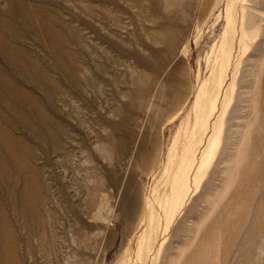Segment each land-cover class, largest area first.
<instances>
[{
    "label": "rangeland",
    "instance_id": "rangeland-1",
    "mask_svg": "<svg viewBox=\"0 0 264 264\" xmlns=\"http://www.w3.org/2000/svg\"><path fill=\"white\" fill-rule=\"evenodd\" d=\"M0 106L24 264H264V0H0Z\"/></svg>",
    "mask_w": 264,
    "mask_h": 264
},
{
    "label": "bare ground",
    "instance_id": "bare-ground-1",
    "mask_svg": "<svg viewBox=\"0 0 264 264\" xmlns=\"http://www.w3.org/2000/svg\"><path fill=\"white\" fill-rule=\"evenodd\" d=\"M69 41V40H68ZM20 67V66H19ZM19 71V70H18ZM19 74V73H18ZM21 75V74H20ZM20 88V87H19ZM39 104V103H38ZM1 107V106H0ZM46 111V110H45ZM38 114V113H37ZM43 115V114H42ZM43 117V116H42ZM45 118V117H43ZM40 120V117L38 118ZM48 119V118H47ZM46 120V119H45ZM47 121V120H46ZM29 122V121H28ZM40 122V121H39ZM39 122H37V124H39ZM10 125V124H8ZM40 125V124H39ZM44 125V124H43ZM29 126V125H28ZM41 126V125H40ZM51 126V125H50ZM48 127V126H47ZM53 127V126H52ZM34 128V127H33ZM36 128V127H35ZM40 128V127H39ZM42 128V126H41ZM46 128V127H45ZM50 128V127H49ZM55 128V127H54ZM32 129V128H31ZM53 129V128H52ZM50 129V130H52ZM114 129V128H113ZM30 131V130H27ZM36 132V130H34ZM49 132V131H48ZM30 133V132H29ZM63 133V132H62ZM125 133V132H124ZM127 133V132H126ZM38 134V133H37ZM42 136H44L43 130H42ZM50 134V133H49ZM48 134V136H49ZM56 134V133H55ZM113 134V133H111ZM129 134V133H127ZM31 135V134H30ZM39 135V134H38ZM108 135V134H107ZM41 136V135H40ZM25 137V136H24ZM115 137V136H113ZM112 136H108L106 138L105 141L107 144L110 143V146H116L118 145L117 142ZM3 137H0V177L2 175V169L5 166H10V165H15V159H14V152L13 150H15V147H12V142L11 144L7 143L4 148L2 147L3 145V141H2ZM38 138V137H37ZM40 138V137H39ZM38 138V139H39ZM51 138V137H50ZM116 138V137H115ZM42 139V138H41ZM46 139V138H45ZM49 139V138H48ZM103 139V138H102ZM117 139V138H116ZM119 140V138L117 139ZM38 141V140H37ZM42 141V140H41ZM44 141V140H43ZM49 141V140H48ZM154 141V140H153ZM61 142V140H60ZM119 142V141H118ZM6 143V142H5ZM115 143V144H114ZM120 143V142H119ZM8 145L10 147H8ZM44 146V145H43ZM126 146V145H125ZM12 147V148H11ZM117 147V146H116ZM121 147V146H120ZM47 150V149H46ZM18 152V151H17ZM19 153V152H18ZM16 154V153H15ZM47 160V159H46ZM19 164V163H18ZM11 169V168H10ZM23 172V171H22ZM21 172V173H22ZM4 173V172H3ZM23 174V173H22ZM4 175V174H3ZM24 175V174H23ZM20 176V175H19ZM24 178V177H23ZM46 176H45V172L43 171V169L37 168V184H38V188L36 187V189H38V198H39V202L36 201L35 205L38 204L37 207V212L39 213L40 218L43 217V215L46 213V207L47 204L50 200V195H53L52 191H51V187L46 183ZM13 181V180H12ZM12 184H14L12 182ZM12 186V185H11ZM16 188V187H15ZM11 189V188H10ZM7 191V190H6ZM59 191V190H58ZM15 192V191H14ZM5 193V192H4ZM9 193V192H8ZM37 193V192H36ZM60 193V191H59ZM11 194V193H10ZM9 194V195H10ZM68 194V193H67ZM35 195V194H34ZM5 196V195H4ZM69 196V195H68ZM10 197V196H9ZM24 200L29 201L32 198L30 194L26 193L25 195H23ZM26 197V199H25ZM7 198V197H6ZM36 198V197H35ZM3 199V198H2ZM1 199V200H2ZM15 199V198H14ZM34 199V198H33ZM71 199V198H70ZM3 201V200H2ZM10 201V200H9ZM38 202V203H37ZM14 203V202H13ZM20 203V202H18ZM65 203V202H64ZM5 204H7L5 202ZM28 204V203H27ZM5 207V206H4ZM7 207V206H6ZM12 207V206H11ZM52 208V207H51ZM73 208V207H72ZM133 211V210H132ZM20 213V211H18ZM19 216L20 217V215ZM22 213V212H21ZM132 213V212H131ZM32 216V215H31ZM36 218V217H35ZM33 220V218H32ZM38 220V219H37ZM42 220V219H41ZM19 221V220H18ZM1 222H5V224L7 225V229L4 232H0V264H24L23 258L21 257V253H19L18 248H17V236L13 235V231L11 230V223H10V217H6V215L4 214L3 210H2V205L0 202V223ZM25 223V222H24ZM37 225V224H36ZM38 226V225H37ZM14 228V227H13ZM48 230V229H47ZM19 240V239H18ZM21 251V250H20Z\"/></svg>",
    "mask_w": 264,
    "mask_h": 264
}]
</instances>
